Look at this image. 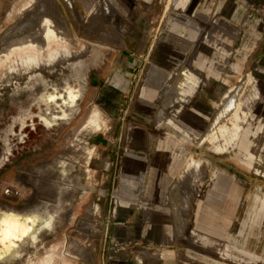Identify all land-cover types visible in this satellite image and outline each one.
<instances>
[{
	"label": "rangeland",
	"instance_id": "1",
	"mask_svg": "<svg viewBox=\"0 0 264 264\" xmlns=\"http://www.w3.org/2000/svg\"><path fill=\"white\" fill-rule=\"evenodd\" d=\"M28 1L0 0V36ZM53 1L70 28L65 44L91 67L89 87L74 118L47 130L36 114L23 126L14 121L30 104L25 88L7 94L8 86L18 84V74L0 83V156L9 146L0 164V206L22 210L43 199L55 207L59 180L45 162L87 142L91 149L80 158L81 183L72 190V201L60 204L64 210L55 230L24 257L36 253L40 260L51 253L48 264H264V0H72L77 16L64 0ZM102 28L116 30L122 43L99 45L91 32ZM6 49L0 47L2 57ZM9 57L0 64V78L15 55ZM120 66L131 67L126 86L113 81ZM183 69L191 82L181 98ZM240 82L236 97L249 115L235 129L225 119L219 152L202 136ZM117 88L115 100L111 90ZM89 108L99 110L104 121L86 133L80 127ZM166 119L187 130L173 131ZM175 141L180 149L171 148ZM138 147L151 163L130 181L123 165L132 153L139 155ZM167 157L180 158V171L190 162L196 172L189 188L177 186L185 198L178 214L172 203L176 181L164 182L158 192L151 188L171 168L159 165ZM37 166L49 182L32 180L39 175ZM225 168L244 184L247 212L239 224L241 215L230 214L227 229L212 235L196 228L195 207ZM147 192L160 196L140 197ZM124 200L138 207L147 202V208L125 214Z\"/></svg>",
	"mask_w": 264,
	"mask_h": 264
},
{
	"label": "bare ground",
	"instance_id": "2",
	"mask_svg": "<svg viewBox=\"0 0 264 264\" xmlns=\"http://www.w3.org/2000/svg\"><path fill=\"white\" fill-rule=\"evenodd\" d=\"M64 1L72 14L77 16L72 0ZM28 4L30 6L25 10L24 7L19 8L18 17L16 15L17 19L13 25L0 36V47L8 46V49L3 52L5 53L4 56L2 57L0 54V64L3 60L10 58V55H15L14 59L9 61L6 71L0 78V83L8 84L18 74V84L14 87L8 86L7 94L10 96L21 88H25L30 104L21 108L14 121H18L20 126H23L27 122V118H31L36 114L41 124L47 130H50L73 119L79 111L82 98L89 87L88 77L91 67L86 66L87 63L83 58L73 57L72 51L65 44L66 39H70V28L54 1L29 0ZM36 15H40V18L36 23H33ZM37 31L39 34L35 36ZM91 33L95 36L96 42L104 47L115 46L123 41L118 32L112 28L97 29ZM7 35L9 36L7 37ZM92 59L96 61L97 55L93 56ZM182 72H185V70L183 69ZM190 82L191 77L185 72V76L180 79L178 84V89L180 88L178 94L181 95V98L186 95ZM240 86L241 82L233 89V94L231 92L224 98L222 105L212 119L210 127L202 136V139L205 142L207 141V144L216 151L221 152L224 147L222 140L225 138L224 134L227 131L225 119L228 117L230 119L229 124L231 123L232 128L235 129L239 120H242L244 115H249L245 106L240 104L239 99L236 97V92L239 91ZM30 105H35L37 110H31ZM103 121L104 118L99 110L89 108L86 112L85 123L80 127V130L86 133L99 130L103 127ZM165 122L173 131L187 130L169 119H166ZM90 149L91 146L87 142L78 150L58 153L52 160L45 162L51 166L59 180L57 184L60 190L59 204L55 207L50 208L48 202L43 201V199H36L34 204L22 210L13 206H0V214H3L6 218L9 216L22 218L23 228L27 229V235L23 234L22 229L10 240L0 245V257H2L0 264H24L23 258L26 259L25 264H34L36 261V264L49 263L51 253H47L40 260L37 259L36 253L26 258L24 256L32 247H36L37 243L46 235L55 230L56 224L61 220V212L64 210L60 204L63 201L71 202L74 198L75 193L72 190L80 185L84 173L80 158L81 156H87ZM8 151L9 146L2 152L0 164L5 161ZM35 168L39 174L37 177L32 178L35 183L38 184L41 179L44 182L50 181L49 176H45V172L41 173L40 166ZM177 179L174 183L172 201L173 212L176 214L185 206V198H183L180 188L186 186L189 188V184L196 180V172L191 167L190 162L183 164ZM178 184L179 189H177ZM69 187L71 191L68 190ZM65 191L67 194L64 195ZM43 193L45 194V192ZM75 244H77L76 241L72 240L71 249L75 248Z\"/></svg>",
	"mask_w": 264,
	"mask_h": 264
},
{
	"label": "crops",
	"instance_id": "3",
	"mask_svg": "<svg viewBox=\"0 0 264 264\" xmlns=\"http://www.w3.org/2000/svg\"><path fill=\"white\" fill-rule=\"evenodd\" d=\"M121 37V36H120ZM126 55H128V51H125ZM122 62V61H121ZM119 69V76L117 77L116 75L113 78V81H116L118 79V82L122 84L123 86L128 83V79L130 78V70L125 69L122 66L118 67ZM124 75H123V74ZM123 77L121 78V76ZM129 77V78H128ZM127 89V88H126ZM121 89L117 88L112 89V96L114 98H118L119 96V91ZM115 98V100H117ZM181 143L179 141H175L171 143V148L172 149H180ZM152 149V147H149ZM135 149H139L141 152L138 154L132 153L129 158L125 159L124 162V172H129V177L130 181L135 177L136 178V173L139 171H142V167L145 165H149L150 158L143 157V148L138 147ZM163 164L164 166L171 167L170 169H166L161 177V179L158 178V184H155L151 188L154 189L155 191H160L161 189L164 188V182L166 183L169 179L171 180V183L173 184L180 171V158L179 157H167V159L161 161L159 165ZM160 180V182H159ZM156 186V187H155ZM142 191V190H141ZM125 194V198H126ZM159 197L160 195L150 193L148 194H140L141 198H146L147 197ZM131 199V195L129 196ZM245 187L244 184L240 182L239 179H237V174H233L229 172L228 169H223L219 171L216 174V179L214 182L210 185L209 189L207 190L205 197L203 199H200L199 202L197 203L195 207V223H196V228H198L200 231H203L205 233L211 234V232L220 230V229H227L226 227L230 224L231 217L229 216L232 213H236L237 215H241V219L237 218V222L243 223L244 222V213L247 212L245 210V206L247 204V201L245 200ZM249 198V196H248ZM125 201V200H124ZM147 205V202L142 203L139 207L134 206L130 202L127 203V201L124 202L123 204V211L126 214H132L133 212L135 213H144L142 206ZM113 212H117L116 210ZM206 213H212L213 216L210 218H206L205 214ZM238 217V216H237ZM212 235H215L214 232H212Z\"/></svg>",
	"mask_w": 264,
	"mask_h": 264
},
{
	"label": "snow or ice",
	"instance_id": "4",
	"mask_svg": "<svg viewBox=\"0 0 264 264\" xmlns=\"http://www.w3.org/2000/svg\"><path fill=\"white\" fill-rule=\"evenodd\" d=\"M23 229V234L27 235V229L23 228L22 218L9 216L5 217L0 214V245H3L7 240H10L14 235L18 234ZM2 259V257H0Z\"/></svg>",
	"mask_w": 264,
	"mask_h": 264
},
{
	"label": "built area",
	"instance_id": "5",
	"mask_svg": "<svg viewBox=\"0 0 264 264\" xmlns=\"http://www.w3.org/2000/svg\"><path fill=\"white\" fill-rule=\"evenodd\" d=\"M135 74H133V76H134Z\"/></svg>",
	"mask_w": 264,
	"mask_h": 264
},
{
	"label": "flooded vegetation",
	"instance_id": "6",
	"mask_svg": "<svg viewBox=\"0 0 264 264\" xmlns=\"http://www.w3.org/2000/svg\"><path fill=\"white\" fill-rule=\"evenodd\" d=\"M28 127H30V126H28Z\"/></svg>",
	"mask_w": 264,
	"mask_h": 264
}]
</instances>
